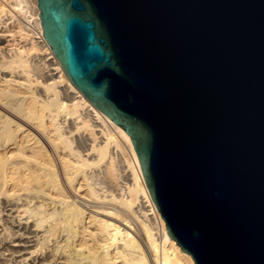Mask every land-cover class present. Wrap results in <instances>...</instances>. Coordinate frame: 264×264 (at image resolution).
Here are the masks:
<instances>
[{"label": "water", "instance_id": "95a60500", "mask_svg": "<svg viewBox=\"0 0 264 264\" xmlns=\"http://www.w3.org/2000/svg\"><path fill=\"white\" fill-rule=\"evenodd\" d=\"M70 81L129 134L195 264H264V0H36Z\"/></svg>", "mask_w": 264, "mask_h": 264}, {"label": "bare ground", "instance_id": "6f19581e", "mask_svg": "<svg viewBox=\"0 0 264 264\" xmlns=\"http://www.w3.org/2000/svg\"><path fill=\"white\" fill-rule=\"evenodd\" d=\"M38 13L0 0V264H195L129 134L70 81Z\"/></svg>", "mask_w": 264, "mask_h": 264}, {"label": "rangeland", "instance_id": "374dc122", "mask_svg": "<svg viewBox=\"0 0 264 264\" xmlns=\"http://www.w3.org/2000/svg\"><path fill=\"white\" fill-rule=\"evenodd\" d=\"M49 55L50 54H46V53H44L43 55L41 54V57H42V61H41V63H42V72H44L45 74L47 73V72H53L54 71V69H50L51 67H53L54 65H53V63L52 64H49L51 61H52V59L51 58H48L49 57ZM45 56V57H44ZM46 63V64H45ZM49 64V65H48Z\"/></svg>", "mask_w": 264, "mask_h": 264}]
</instances>
